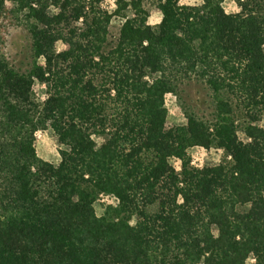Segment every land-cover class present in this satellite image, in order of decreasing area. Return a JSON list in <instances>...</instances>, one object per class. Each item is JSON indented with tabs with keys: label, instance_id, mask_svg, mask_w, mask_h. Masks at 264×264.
I'll return each mask as SVG.
<instances>
[{
	"label": "trees",
	"instance_id": "1",
	"mask_svg": "<svg viewBox=\"0 0 264 264\" xmlns=\"http://www.w3.org/2000/svg\"><path fill=\"white\" fill-rule=\"evenodd\" d=\"M195 1L160 0L151 25L143 0H0V264H264V0Z\"/></svg>",
	"mask_w": 264,
	"mask_h": 264
},
{
	"label": "rangeland",
	"instance_id": "2",
	"mask_svg": "<svg viewBox=\"0 0 264 264\" xmlns=\"http://www.w3.org/2000/svg\"><path fill=\"white\" fill-rule=\"evenodd\" d=\"M159 1L160 0H143L144 7L147 9L150 15L149 23L151 25L158 24L162 19V14L158 9ZM184 2L187 4H194L197 1L184 0ZM105 4L109 11H115V0H106ZM225 8L229 13L234 12L236 10V7L232 0L226 1ZM122 24L123 20L121 19H115L113 21L110 32L111 40H116L118 38ZM7 38L8 43L6 46V54L9 62L21 72L28 71L32 63V55L31 43L27 34L21 29L12 30L11 34H9ZM35 93L37 98L41 102L45 100V88L42 84L36 83ZM200 96H202L201 89H199L197 86L188 89V91L186 92V97L188 99L193 100V102L198 100V97L200 98ZM167 107L169 109V126H184L187 124L186 119L184 118L181 111L178 109L172 97H169L167 99ZM262 125L264 126V120L262 122ZM36 149L40 158L56 166L59 165L61 161L59 153L60 145L58 144L57 138L55 137L52 130L40 132L37 134ZM189 154L192 158L193 164L197 166L214 165L219 163L221 159L219 153L214 150L206 151L201 148H193L190 149ZM172 164L177 165V163H175L174 161L172 162ZM95 207L97 214L100 216L103 211L101 202L97 203Z\"/></svg>",
	"mask_w": 264,
	"mask_h": 264
}]
</instances>
